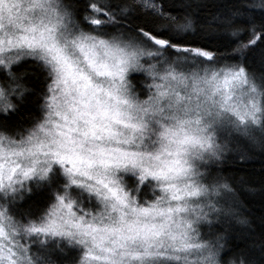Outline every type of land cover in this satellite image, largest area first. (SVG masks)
<instances>
[{
	"label": "snow or ice",
	"instance_id": "1",
	"mask_svg": "<svg viewBox=\"0 0 264 264\" xmlns=\"http://www.w3.org/2000/svg\"><path fill=\"white\" fill-rule=\"evenodd\" d=\"M193 17L164 0H0V264L67 250L71 264H253L214 229L238 215L233 134L264 150V0L208 21L229 54L198 43ZM26 94L38 114L12 124ZM34 187L44 204L20 211Z\"/></svg>",
	"mask_w": 264,
	"mask_h": 264
},
{
	"label": "trees",
	"instance_id": "2",
	"mask_svg": "<svg viewBox=\"0 0 264 264\" xmlns=\"http://www.w3.org/2000/svg\"><path fill=\"white\" fill-rule=\"evenodd\" d=\"M246 2L250 3L252 0H164L166 7L173 15L185 11L193 12V18L199 22L197 26L204 28V31L197 35L198 43L207 45L209 49L219 54L231 53L235 44H230L229 37L216 31L214 25L210 26L208 21L214 14ZM189 4L192 7L186 8ZM255 11L258 16L261 14L260 10ZM258 55L259 49H255L250 53L249 59L251 67L259 74ZM26 67L27 65L22 64L17 70L23 71ZM133 75L139 76L140 74ZM25 83L28 87L35 86L31 77L27 78ZM34 100V96L26 94L24 101L18 105V112L12 115L10 122L15 124L23 119L27 126L28 118L38 114ZM231 148L233 151L229 153L226 163L222 165V174L230 178L229 183L234 189V199L238 205V215L228 218L227 224L216 225L214 234L225 235L228 250H245L253 264H264V254L260 250V245L264 242V150L239 133L233 134ZM242 155L247 159L241 161ZM46 197V189L34 187L33 192L27 194L25 199L19 203V210L35 212L44 204ZM241 219H246L248 223H239ZM73 255L71 250H67L64 253L57 252L53 259L58 264H71Z\"/></svg>",
	"mask_w": 264,
	"mask_h": 264
}]
</instances>
